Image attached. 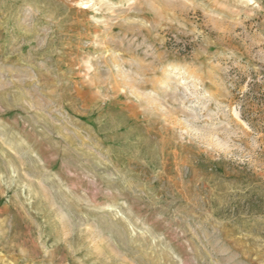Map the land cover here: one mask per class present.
I'll use <instances>...</instances> for the list:
<instances>
[{"label": "rangeland", "instance_id": "rangeland-1", "mask_svg": "<svg viewBox=\"0 0 264 264\" xmlns=\"http://www.w3.org/2000/svg\"><path fill=\"white\" fill-rule=\"evenodd\" d=\"M0 264H264V0H0Z\"/></svg>", "mask_w": 264, "mask_h": 264}]
</instances>
